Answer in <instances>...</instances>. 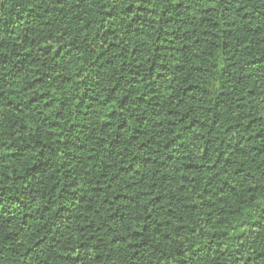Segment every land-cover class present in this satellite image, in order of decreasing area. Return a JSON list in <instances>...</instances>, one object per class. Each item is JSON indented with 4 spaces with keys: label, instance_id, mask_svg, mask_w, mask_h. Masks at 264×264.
Listing matches in <instances>:
<instances>
[{
    "label": "trees",
    "instance_id": "trees-1",
    "mask_svg": "<svg viewBox=\"0 0 264 264\" xmlns=\"http://www.w3.org/2000/svg\"><path fill=\"white\" fill-rule=\"evenodd\" d=\"M0 264H264V0H0Z\"/></svg>",
    "mask_w": 264,
    "mask_h": 264
}]
</instances>
